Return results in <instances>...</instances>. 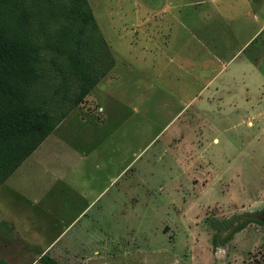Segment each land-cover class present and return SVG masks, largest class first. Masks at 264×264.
Returning <instances> with one entry per match:
<instances>
[{"label": "rangeland", "instance_id": "rangeland-1", "mask_svg": "<svg viewBox=\"0 0 264 264\" xmlns=\"http://www.w3.org/2000/svg\"><path fill=\"white\" fill-rule=\"evenodd\" d=\"M87 3L113 66L70 107L62 55L43 51L39 98L67 114L0 184L18 226L0 211V259L41 264L68 225L59 264H264V224L212 244L264 207V0ZM221 67L231 84L211 83Z\"/></svg>", "mask_w": 264, "mask_h": 264}, {"label": "trees", "instance_id": "trees-1", "mask_svg": "<svg viewBox=\"0 0 264 264\" xmlns=\"http://www.w3.org/2000/svg\"><path fill=\"white\" fill-rule=\"evenodd\" d=\"M51 19L53 29L44 30ZM88 27L96 31L97 39H87ZM43 51L62 55L65 72L72 77L71 86L64 87L73 94L66 97L70 107L84 100L114 62L87 0H0V184L67 114V110L55 111L39 98L36 85L47 75ZM250 220H243L225 237L222 234L234 219L217 223L213 246H223ZM38 261L59 264L43 251ZM0 264L10 263L0 259Z\"/></svg>", "mask_w": 264, "mask_h": 264}, {"label": "crops", "instance_id": "crops-1", "mask_svg": "<svg viewBox=\"0 0 264 264\" xmlns=\"http://www.w3.org/2000/svg\"><path fill=\"white\" fill-rule=\"evenodd\" d=\"M241 50V49H240ZM239 50V51H240ZM238 51V52H239ZM238 52H237V54L236 55H234V56H230V58H228V62H227V64L229 63V61H231L234 57H239V55H238ZM238 55V56H237ZM225 66H226V64H225ZM227 69L225 68V69H223V67H221L220 68V71L215 75V76H213V78L210 80L211 81V83H212V81H218V82H221L222 80H224L226 83H229V84H231L232 83V75L230 74V75H228V73H226L225 71H226ZM224 72H225V74H224ZM209 84H210V82H209ZM211 86V85H210ZM210 86H208V83L205 85V87H203V88H201V90L199 89L198 91H200L199 92V94H203V92H205L206 90H209V88H210ZM211 91V90H210ZM213 91H217L216 89H215V87H214V90ZM219 93V92H218ZM197 97H199V95H197ZM39 147V146H38ZM37 147V148H38ZM36 148V149H37ZM31 156V154L24 160V162H22V164L18 167V168H20L23 164H25V162L29 159V157ZM38 162V161H37ZM31 165V164H30ZM38 166H40V168H42V169H44V170H48V173H51V175H52V172H51V168H48V166H46V165H42V164H40V165H37L36 164V167H38ZM48 169H47V168ZM18 168L16 169V170H18ZM28 168H30V166L28 165ZM15 172V171H14ZM13 174V173H12ZM11 174V175H12ZM10 175V176H11ZM9 176V177H10ZM55 176H56V174H54V176H52V178H54L55 179ZM8 177V178H9ZM7 178V179H8ZM6 179V180H7ZM14 189V188H13ZM12 189V190H13ZM6 192H4V193H2V194H5ZM2 197H4V196H2ZM3 199V198H2ZM39 199L37 198L36 199V208H37V206H39L40 205V203H39ZM37 204H39V205H37ZM48 205H46V204H43V205H41V206H39V207H41V208H43L42 210H44V211H46L47 210V207ZM0 211H2V213L4 214V217H2L3 218V220H5V222L7 223V225L10 227L11 225H13V226H15L14 224H12L11 223V221H9L8 220V217H7V215L3 212V210L2 209H0ZM1 213V212H0ZM88 213V212H87ZM15 227H18V226H15ZM67 227H68V225H67ZM67 227L66 228H64L63 229V231L61 232V234L56 238L57 240V242H60V241H67V242H72L75 238H70V240H69V238L66 240V239H63L64 238V236H66L67 234H69L70 236H73L72 234L73 233H69L70 232V230L72 229H69V230H66L67 229ZM18 229V228H17ZM86 231H87V229H86ZM76 235H79V234H81V232L80 231H76V233H75ZM29 240V239H28ZM69 240V241H68ZM75 241H78L77 239H75ZM56 242V243H57ZM36 243L38 244V242H37V239H36ZM53 243V242H52ZM52 243H50V244H48L47 246H45L44 248H42L41 250H40V252L39 253H41V251H43V252H52V250H54V246H56V243L55 244H52ZM38 246H39V244H38ZM72 246V245H71ZM65 248V250H67L68 248H70V247H64Z\"/></svg>", "mask_w": 264, "mask_h": 264}, {"label": "flooded vegetation", "instance_id": "flooded-vegetation-1", "mask_svg": "<svg viewBox=\"0 0 264 264\" xmlns=\"http://www.w3.org/2000/svg\"><path fill=\"white\" fill-rule=\"evenodd\" d=\"M247 219H251L250 221H248L247 222V224L246 225H248L249 223H253V222H257V223H260V224H264V207H262L260 210H258V211H252V212H246V213H244V217H243V219L238 223V224H240L243 220H247ZM234 222H232L231 223V227H232V229L236 226V225H238V224H235ZM234 225V226H233ZM245 225V226H246ZM244 226V227H245ZM232 229L230 230V229H227L226 231H224V233L225 232H227V233H229V232H231L232 231ZM243 229V228H242ZM219 229H217L216 230V232L218 231ZM222 230H224V228H222ZM222 230H221V232H222ZM241 230V229H240ZM240 230H238V231H240ZM238 231H236V232H238ZM215 232V233H216ZM236 232H234V233H236ZM234 233L232 234V236L234 235ZM232 236H231V238H232ZM230 238V239H231ZM229 239V240H230Z\"/></svg>", "mask_w": 264, "mask_h": 264}]
</instances>
